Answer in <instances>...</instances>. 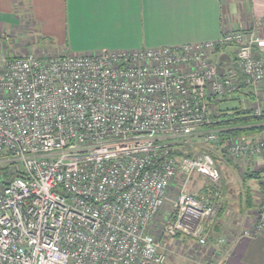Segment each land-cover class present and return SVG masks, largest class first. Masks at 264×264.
Returning a JSON list of instances; mask_svg holds the SVG:
<instances>
[{
	"label": "built area",
	"instance_id": "2783aa9c",
	"mask_svg": "<svg viewBox=\"0 0 264 264\" xmlns=\"http://www.w3.org/2000/svg\"><path fill=\"white\" fill-rule=\"evenodd\" d=\"M228 46L236 58L219 67L211 54ZM1 61L0 163L19 167L0 172V264H163L155 228L168 205L163 237L207 243L222 173L207 146L184 148L195 134L220 139L205 127L243 83L256 93L264 23L179 46ZM224 151L264 158V137L235 136ZM199 177L205 190L190 192ZM255 209L250 237L264 229V190Z\"/></svg>",
	"mask_w": 264,
	"mask_h": 264
},
{
	"label": "crops",
	"instance_id": "0c3cea01",
	"mask_svg": "<svg viewBox=\"0 0 264 264\" xmlns=\"http://www.w3.org/2000/svg\"><path fill=\"white\" fill-rule=\"evenodd\" d=\"M253 23H264V0H0V41L51 39L62 47L61 55L210 41L225 30L246 29ZM234 56L231 46L211 54L222 68ZM259 104L264 108V80L256 93L249 86L242 87L219 106L231 110ZM252 135L264 137V131ZM244 159L247 171H262L261 178L245 179L247 187L252 181L258 184L256 190L251 188V201L242 199L247 224L260 199L264 159ZM222 258L219 264H264V230L255 237H238Z\"/></svg>",
	"mask_w": 264,
	"mask_h": 264
},
{
	"label": "rangeland",
	"instance_id": "374dc122",
	"mask_svg": "<svg viewBox=\"0 0 264 264\" xmlns=\"http://www.w3.org/2000/svg\"><path fill=\"white\" fill-rule=\"evenodd\" d=\"M27 53H34L35 55L41 57L61 55L62 47L57 46L55 41L51 39L31 40V38H21L18 40L1 39L0 41V56L4 55L7 57H13L17 56L16 54L23 55ZM214 59L216 60V58ZM1 62L2 61H0V64ZM208 128L209 127H205V130ZM252 134L253 133L247 135L252 137ZM253 137L256 136L254 135ZM187 142L188 143L184 149L186 151L192 150L193 153L196 152L201 145L207 146V148H209L215 156L221 169V183L214 189L216 192H218L215 195H217L218 199H220L216 221V223L219 224V229L215 231L213 228L207 243L204 245L199 244L197 240L191 239L190 237H163V234L160 230V225L164 220V216H167L169 209L168 205L167 209L163 212V215L157 221V227L155 228L157 237L165 244L168 249V259L163 264H219L220 260L223 259L222 256L228 253L230 246L233 244L235 239L240 236L250 237L258 226L256 210L255 213H253L252 218L247 224H245L249 217H247V209L245 208L244 204H242V199L244 196L250 194L248 192V187L249 189L253 187L254 190H256V188H258V184L252 181L250 182L251 186H246L245 173L247 172V167L245 161H242L245 159L233 158L229 156L226 151H224L225 144H220V139L206 143L204 142L203 133H199L193 135L192 137H188ZM0 167H3V170H10L13 167L17 168L19 166L17 164L11 165L10 163L3 166V163H0ZM206 185L207 183L202 177L195 178L190 183L188 190L190 192L202 194ZM261 186L262 191L260 194V199L257 201V206L262 200L264 179ZM177 191L178 187L172 188L173 194H175ZM263 230L264 229L259 231V233L261 234ZM219 239L225 240L221 244L222 248H219L217 245Z\"/></svg>",
	"mask_w": 264,
	"mask_h": 264
},
{
	"label": "trees",
	"instance_id": "16d2710c",
	"mask_svg": "<svg viewBox=\"0 0 264 264\" xmlns=\"http://www.w3.org/2000/svg\"><path fill=\"white\" fill-rule=\"evenodd\" d=\"M236 57H233V60ZM246 84H242V87H246ZM221 108L220 113L215 117V120L207 127L217 129L220 135V144L227 143L230 139L235 136L247 135L255 132L264 131V108L260 114L254 113L253 107H235L233 109ZM186 154H193V151H186ZM0 172L9 178L12 173L9 169L0 167ZM262 171H247L245 178H261ZM263 184V181L260 182ZM250 194L245 196L246 200H252L251 189H248ZM214 230L219 229V224L215 223ZM212 228V230H213ZM211 230V231H212Z\"/></svg>",
	"mask_w": 264,
	"mask_h": 264
}]
</instances>
